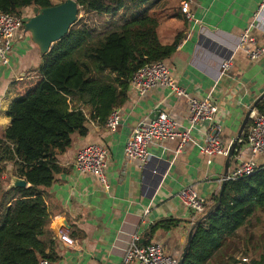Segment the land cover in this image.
Listing matches in <instances>:
<instances>
[{"label": "crops", "instance_id": "obj_1", "mask_svg": "<svg viewBox=\"0 0 264 264\" xmlns=\"http://www.w3.org/2000/svg\"><path fill=\"white\" fill-rule=\"evenodd\" d=\"M50 1L53 5L61 4L57 0ZM263 1L149 2L151 13L158 18L157 35L161 45H170L177 35L182 36L176 53L166 61L174 83L192 99L200 100L212 94L213 101L224 113L220 138L227 150L248 109L264 93V56L252 61L240 51L234 53L239 37ZM187 14L192 16L190 20ZM91 15L98 14H85L86 17ZM28 17L26 14L23 19ZM251 36L258 46H264L262 32L252 30ZM231 55L230 68L216 82L220 63ZM40 63V51L23 26L13 38L9 65L0 66V140L11 124L8 107L17 97L11 85L27 77ZM115 110L120 117L117 129L109 130L88 119L87 135L72 136L70 147L56 158L59 171L53 183L41 189L49 215L47 230L53 241L46 254L52 264H121L122 250L133 236L141 244L160 246L167 255L180 258L193 225L190 212L177 198L178 192L186 187L193 188L208 204V209L219 193L226 157H212L207 164V158L201 153L204 143L201 134L193 133L180 150L177 140L150 145L151 161L147 169L124 155L132 129L156 112H164L185 126L189 105L184 99L166 88L153 89L144 96L129 88L125 101ZM89 113L86 110L87 118ZM239 140L236 146L240 147L229 162L228 173L242 161L254 160L264 165V153L253 156L248 145ZM89 145L107 149V186L96 176L74 169L77 152ZM153 164L160 169L156 173L151 171ZM12 170V165L7 164L1 178L3 191H7L10 178L14 176ZM262 219V214L254 210L247 223L235 233H243L238 236L240 247L252 256L250 259L243 257L241 263L250 260L251 264H264V236L259 238L256 232L264 226ZM61 227L69 230L75 247H67L59 241L57 231Z\"/></svg>", "mask_w": 264, "mask_h": 264}, {"label": "trees", "instance_id": "obj_2", "mask_svg": "<svg viewBox=\"0 0 264 264\" xmlns=\"http://www.w3.org/2000/svg\"><path fill=\"white\" fill-rule=\"evenodd\" d=\"M75 1L78 15L115 16L126 6L131 14L117 32L98 40L75 23L41 56L38 68L11 85L17 97L8 107L11 124L0 140V264L49 260L46 251L53 241L41 189L49 187L59 171L57 156L70 147L73 135H87L88 119L105 125L110 113L125 101L132 76L148 64L166 63L182 40L177 35L170 45H161L151 0ZM52 6L50 0H0V13L20 15L34 7ZM255 109L264 114V99ZM249 125L250 121L240 137L242 143ZM7 164L12 165L14 177L26 181V188L2 190ZM217 200L218 194L212 205ZM257 209L264 213V165L250 176L225 183L220 206L194 230L181 264H207ZM138 245L146 244L139 241Z\"/></svg>", "mask_w": 264, "mask_h": 264}, {"label": "built area", "instance_id": "obj_3", "mask_svg": "<svg viewBox=\"0 0 264 264\" xmlns=\"http://www.w3.org/2000/svg\"><path fill=\"white\" fill-rule=\"evenodd\" d=\"M190 20L192 16L187 14ZM23 15H10L0 13V66L9 65V54L12 50V43L15 34L23 27ZM257 30L264 34V1L259 5L248 28L239 37L234 51L242 52L248 59L257 61L264 56V46H258L256 39L251 36V31ZM233 55L223 59L219 65L218 82L230 68ZM132 92L144 96L157 88H166L176 97L184 99L189 105V114L185 126L180 125L168 114L161 112L156 119H144L133 129L132 134L124 147V155L131 161L140 163L143 169L150 166L151 156L148 148L152 144H159L164 141H178L180 150L191 138L193 133L201 134L204 143L201 153L207 158V164L215 156L226 157L228 150L221 142L223 132L224 113L219 109L212 99V94L204 98L192 99L182 88L178 87L171 76L168 65L164 62H154L142 67L133 76L129 84ZM249 108L248 110H250ZM119 114L114 109L105 127L109 130H116L119 126ZM250 125L246 135L245 143L250 148L253 156L264 153V114H259L255 108L249 114ZM240 141V140H239ZM108 152L101 145H89L80 149L75 157L74 169L81 174H91L98 178L103 186H107L105 170L107 167ZM260 164L254 160H247L238 163L232 172L227 174V181H234L242 177L250 176L259 170ZM169 167V165H168ZM151 171L156 173L159 167L153 164ZM164 174V170H162ZM179 202L188 209L192 217V225L203 216L208 210V204L202 201L197 192L186 187L177 194ZM59 241L67 247H75L76 243L69 236V230L61 227L57 231ZM139 239L132 238L128 245L122 250L121 264H178L180 258L167 255L160 246L138 245ZM246 260H243L245 262ZM39 264H52L49 260L43 259Z\"/></svg>", "mask_w": 264, "mask_h": 264}, {"label": "water", "instance_id": "obj_4", "mask_svg": "<svg viewBox=\"0 0 264 264\" xmlns=\"http://www.w3.org/2000/svg\"><path fill=\"white\" fill-rule=\"evenodd\" d=\"M80 10V7L76 3L75 0H65L61 4L53 5L49 8H43L39 9L34 7L32 9V17H30L24 24V31L28 34H30L31 41L38 47L41 56L45 55L51 48V46L60 41L62 38H64L68 32L69 29L76 23L78 12ZM264 99V93L261 94L256 101L254 102L251 109L255 108V106ZM250 110L247 111L242 124L236 134V138L234 142L232 143L231 147L228 149V154L226 156L225 161V170L223 174V180L221 182L220 190L218 193V200L215 204H213L206 213L201 216L192 226L187 240L185 247L183 249V252L180 256L179 263L181 264L188 252L190 241L193 237L194 230L198 227L199 224H201L206 218L213 213L219 206L221 202V195L223 192L224 185L226 183L225 178L228 174V165L230 160L233 158L235 146L240 139V137L243 134V131L247 125V122L249 121V114ZM158 112L152 114V116L149 117L150 120L156 119L158 116ZM27 183L25 180L19 179L17 177H11L8 190L10 189H16V188H26Z\"/></svg>", "mask_w": 264, "mask_h": 264}, {"label": "rangeland", "instance_id": "obj_5", "mask_svg": "<svg viewBox=\"0 0 264 264\" xmlns=\"http://www.w3.org/2000/svg\"><path fill=\"white\" fill-rule=\"evenodd\" d=\"M57 1L61 3L63 2L62 0ZM53 2H55V0ZM26 14L31 16L32 12L30 10H26L22 13L23 16H25ZM130 14L131 9L128 6H126L115 16L109 17H106V15H103L104 17L101 15H91L86 17L85 13L81 12L77 17L76 26H85L91 31L93 39L98 40L107 33L117 32L118 26H121ZM256 211L262 214V223H264V213L259 209H257ZM256 232L259 238L264 236V226H262V229H260V231L257 230ZM242 234L243 233H239L225 240L223 247L215 253V255L207 264H251L250 260H248L247 263H241V259L243 257H245L246 259H250L252 257L249 252H244L240 247L241 240L238 239V236L241 237ZM248 237L249 236H247V238Z\"/></svg>", "mask_w": 264, "mask_h": 264}]
</instances>
